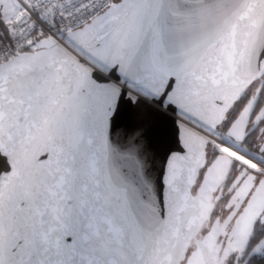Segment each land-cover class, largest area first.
Returning a JSON list of instances; mask_svg holds the SVG:
<instances>
[{"label": "snow or ice", "instance_id": "6c2138e0", "mask_svg": "<svg viewBox=\"0 0 264 264\" xmlns=\"http://www.w3.org/2000/svg\"><path fill=\"white\" fill-rule=\"evenodd\" d=\"M132 7L0 0V264H140L145 212L205 200L223 264H264V115L197 113Z\"/></svg>", "mask_w": 264, "mask_h": 264}, {"label": "water", "instance_id": "95a60500", "mask_svg": "<svg viewBox=\"0 0 264 264\" xmlns=\"http://www.w3.org/2000/svg\"><path fill=\"white\" fill-rule=\"evenodd\" d=\"M130 3L133 7L127 15L120 14L118 27L127 30L142 26L159 53V65L173 76L179 75L190 105L209 121L218 122L264 73V0ZM244 108L253 107L248 104ZM222 176L215 175L214 182L218 184ZM207 203L197 202L179 219H161L154 209L145 212L138 249L140 264H179L209 212ZM223 233L224 225L218 227L214 221L194 240L183 264H223L222 242H217Z\"/></svg>", "mask_w": 264, "mask_h": 264}, {"label": "flooded vegetation", "instance_id": "af4514ba", "mask_svg": "<svg viewBox=\"0 0 264 264\" xmlns=\"http://www.w3.org/2000/svg\"><path fill=\"white\" fill-rule=\"evenodd\" d=\"M239 101H240L239 106L241 108H244L246 105L250 104L252 105V107H255L257 115H264V73L246 88ZM226 167H227L226 162H224V164L218 169L216 175H218L219 173H223V170ZM213 205H215V200H210V201L208 200L207 206L209 207V212L207 216L204 218L202 224L199 226L194 238H192L188 242V246L185 249L184 256L181 258L179 264H183L186 256L192 250L194 240L196 238H199L201 235H203L209 229V227L214 221L216 222L218 227L224 225V232H225L226 225L223 222V217L225 216V213H223L220 210V208H217V212L210 217V213L212 211ZM218 238L220 239H218L217 242L223 243L222 236H219Z\"/></svg>", "mask_w": 264, "mask_h": 264}, {"label": "bare ground", "instance_id": "6f19581e", "mask_svg": "<svg viewBox=\"0 0 264 264\" xmlns=\"http://www.w3.org/2000/svg\"><path fill=\"white\" fill-rule=\"evenodd\" d=\"M224 152H225V154L226 155H228V156H230V157H232L233 156V154L232 153H229V152H227V150L225 149V150H223ZM237 159H239L238 157H236Z\"/></svg>", "mask_w": 264, "mask_h": 264}, {"label": "built area", "instance_id": "2783aa9c", "mask_svg": "<svg viewBox=\"0 0 264 264\" xmlns=\"http://www.w3.org/2000/svg\"><path fill=\"white\" fill-rule=\"evenodd\" d=\"M228 156V155H227ZM229 157V156H228Z\"/></svg>", "mask_w": 264, "mask_h": 264}]
</instances>
